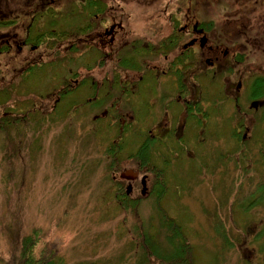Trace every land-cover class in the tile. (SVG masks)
Returning <instances> with one entry per match:
<instances>
[{
  "label": "flooded vegetation",
  "instance_id": "flooded-vegetation-1",
  "mask_svg": "<svg viewBox=\"0 0 264 264\" xmlns=\"http://www.w3.org/2000/svg\"><path fill=\"white\" fill-rule=\"evenodd\" d=\"M133 2L132 13L119 0H0V131L6 126L36 131L37 114L75 120L91 111L97 117L98 99L113 87L119 91L116 106L126 94L124 106L116 108L122 131L129 127L125 108L144 81L146 119L153 123L139 146L136 174L148 149L149 160L178 159L184 153L197 161L193 169L208 174L202 157L204 147L212 145L209 132L230 130L239 148L250 138L264 140V0ZM73 24L78 27L72 29ZM43 68L42 82L52 85L50 99L27 86ZM164 77L173 81L172 98L162 93ZM199 151L201 158L194 155ZM156 179L147 176L144 195L156 190ZM143 182L138 180L140 186ZM118 191L121 202L138 198L125 188Z\"/></svg>",
  "mask_w": 264,
  "mask_h": 264
},
{
  "label": "rangeland",
  "instance_id": "rangeland-1",
  "mask_svg": "<svg viewBox=\"0 0 264 264\" xmlns=\"http://www.w3.org/2000/svg\"><path fill=\"white\" fill-rule=\"evenodd\" d=\"M155 1L140 3L149 6ZM119 3L132 12L129 7L135 2ZM142 4L138 13L144 11ZM131 20L136 28L133 17ZM75 27L73 24L72 29ZM160 66H166L164 60ZM45 75V68L40 69L33 75L34 83L29 81L27 86L38 87L39 96L50 99L52 85L42 82ZM159 84L162 93L166 91L172 98L171 77L161 78ZM109 90L104 99H98L96 119L91 111L75 120L62 114L59 118L37 114L34 132L21 134L16 126L1 129L0 264H13L15 257L18 260L20 242L32 233L36 234L33 250L38 259L54 252L66 264H165L143 248L153 242L165 243L169 227L163 222L167 218L182 227L190 246L186 259L190 261L191 251L193 264H264V140L254 143L250 138L239 148L241 144L230 137V130L209 132L213 146L203 150L202 161L209 168L204 176L192 170L191 165L198 163L187 161L189 156L184 153L178 159L149 160L148 149L146 161L139 164L138 178L131 182V195L140 196L138 179L148 169L149 179L156 177L161 182L155 181L156 190L152 188L149 196H140L137 205L130 206L120 202L118 190L128 182L119 172L138 168L139 146L153 123L146 119L150 110L144 104L149 90L144 81L138 84L139 94L125 108L129 127L122 131L116 108L124 106L126 94L116 106L119 91L115 87ZM104 91H98V98ZM42 119L48 123H41ZM115 146L121 152L115 154ZM194 155L202 156L200 151Z\"/></svg>",
  "mask_w": 264,
  "mask_h": 264
},
{
  "label": "trees",
  "instance_id": "trees-1",
  "mask_svg": "<svg viewBox=\"0 0 264 264\" xmlns=\"http://www.w3.org/2000/svg\"><path fill=\"white\" fill-rule=\"evenodd\" d=\"M130 206H136L137 202L127 203ZM165 217L166 215L163 214ZM163 224L169 227L168 234L165 237V243L163 245L157 244L153 242V244H149V246L143 250H145L148 254L156 256L159 259H162V262L165 264H193L191 251H190V261L187 260L186 252L190 250V246H188V242H186L184 233L182 232V227L178 225L171 218H167ZM145 230V227H144ZM35 233L28 235L23 241L20 242V247L18 251L19 258L15 257V262L17 264H66L64 259L60 256H55L54 252L52 255H48L46 259H38L34 255V245H35ZM143 236H148L145 232H143ZM22 262V263H21ZM80 264H87V262H83ZM92 264V263H90Z\"/></svg>",
  "mask_w": 264,
  "mask_h": 264
},
{
  "label": "water",
  "instance_id": "water-1",
  "mask_svg": "<svg viewBox=\"0 0 264 264\" xmlns=\"http://www.w3.org/2000/svg\"><path fill=\"white\" fill-rule=\"evenodd\" d=\"M122 177H128V178H132L133 177V173L131 171H125L121 174Z\"/></svg>",
  "mask_w": 264,
  "mask_h": 264
}]
</instances>
